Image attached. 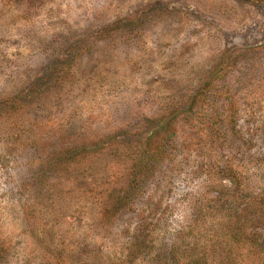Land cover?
<instances>
[{
  "label": "rangeland",
  "instance_id": "1",
  "mask_svg": "<svg viewBox=\"0 0 264 264\" xmlns=\"http://www.w3.org/2000/svg\"><path fill=\"white\" fill-rule=\"evenodd\" d=\"M227 209L264 237V0H0V264H188Z\"/></svg>",
  "mask_w": 264,
  "mask_h": 264
},
{
  "label": "trees",
  "instance_id": "2",
  "mask_svg": "<svg viewBox=\"0 0 264 264\" xmlns=\"http://www.w3.org/2000/svg\"><path fill=\"white\" fill-rule=\"evenodd\" d=\"M221 206L217 205L216 207ZM227 210H230L231 216L222 222L221 233L216 231L207 234V230L204 231L200 225L190 228L191 234L201 236L199 241L204 237H210L211 241L214 239L212 249H217V252L211 255L209 251L205 250L203 255L187 260L188 264H264V237L260 235L253 238L247 237L244 230L246 218L244 216L239 218L233 215V210ZM252 212L248 211V213ZM256 212L257 210H255Z\"/></svg>",
  "mask_w": 264,
  "mask_h": 264
}]
</instances>
